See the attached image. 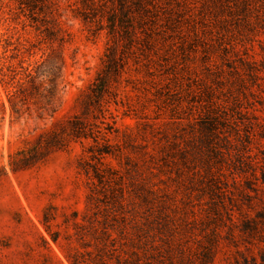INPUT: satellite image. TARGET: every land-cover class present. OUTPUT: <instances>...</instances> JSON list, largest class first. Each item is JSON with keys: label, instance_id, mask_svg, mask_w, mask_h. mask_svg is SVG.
<instances>
[{"label": "rangeland", "instance_id": "374dc122", "mask_svg": "<svg viewBox=\"0 0 264 264\" xmlns=\"http://www.w3.org/2000/svg\"><path fill=\"white\" fill-rule=\"evenodd\" d=\"M113 12L130 19L131 34L110 32ZM114 40L126 65L105 120L118 134L98 111L89 116L112 143L127 131L159 150L218 117L220 197L189 204L198 219L217 212L192 224L173 252L188 244L191 257L174 264H264V0H0V264H131L125 209H109L92 170L98 143L66 125L82 116L80 98ZM166 171L155 168L154 188L176 187ZM154 253L153 264H171L169 250Z\"/></svg>", "mask_w": 264, "mask_h": 264}, {"label": "trees", "instance_id": "16d2710c", "mask_svg": "<svg viewBox=\"0 0 264 264\" xmlns=\"http://www.w3.org/2000/svg\"><path fill=\"white\" fill-rule=\"evenodd\" d=\"M108 26L115 38L122 32L131 34L129 31L132 26L131 21L123 12L120 16L113 12ZM128 40H131V37H128ZM115 41L105 53L103 67L90 87V92L80 98L81 115L84 118L76 115L68 120L66 124L70 129L68 135L74 139L93 138L98 143L96 151L91 155L93 160L96 159V163L92 165L94 177L101 184L105 194H108L115 203L109 209H125L126 212L124 228L121 229L126 244L131 248L122 258L131 264H153L154 250L165 248L171 252L169 259L171 264H174L176 259L191 257L192 247L188 244L183 246L184 249L182 248L178 255L173 252L186 241L189 233H193L196 227L192 224L203 223L208 217L210 220L211 213L217 212L216 207L207 208L206 218L198 219L189 204L194 196L208 194L211 202L208 201L207 204L217 205L215 199L220 197L217 191L216 173L223 175L222 168L217 165L212 155L214 152H220L214 143V139L218 137L215 131L218 117L216 115L207 117L206 120L200 121L198 128H192L190 135L183 137L182 143L178 141L169 143L170 141L167 140L158 146L159 150L155 147L149 149L147 144L139 141V135L127 131L122 134V143H112L106 131L92 127L93 123H90L89 116L96 110L103 116L102 122L106 123V126L110 125L105 120V112L109 110L107 104L110 103L111 97L116 99L120 93V77L126 65L120 45ZM113 127L118 134L119 129L115 126H111L110 129ZM151 127L155 137L157 128L154 125ZM106 129L109 130V127ZM52 136H54V147L60 148L65 144L61 142L59 133L54 132ZM167 137L164 135V139ZM112 159L118 162L119 167L114 165ZM156 161H161L162 164L155 167ZM119 168H123L124 171ZM155 168L158 170L167 168L166 172L170 171V173L174 171L175 176L172 175V181L176 187H172L173 190L168 184L163 188H154L155 183L152 182L151 177L155 174ZM233 180L236 183L237 179ZM95 193L94 189H91L89 201L92 204ZM177 200L182 206L177 204ZM170 209L177 215H173ZM113 216L115 217V214L110 213L105 220L110 223L114 220ZM203 232L205 238L208 237V241L214 235L212 229L208 232L203 228ZM103 233L106 237L109 235L107 230ZM200 248L203 249L200 251L205 258L210 248L208 249V246H200ZM160 253L161 251H158L161 256ZM162 262V258L156 261L159 264ZM201 264L207 263L202 261Z\"/></svg>", "mask_w": 264, "mask_h": 264}]
</instances>
